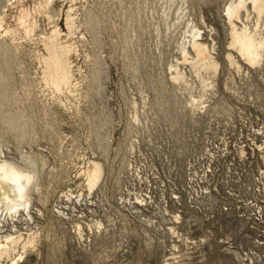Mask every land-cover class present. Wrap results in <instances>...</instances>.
Masks as SVG:
<instances>
[{
	"label": "rangeland",
	"instance_id": "374dc122",
	"mask_svg": "<svg viewBox=\"0 0 264 264\" xmlns=\"http://www.w3.org/2000/svg\"><path fill=\"white\" fill-rule=\"evenodd\" d=\"M233 1L74 0L79 27L62 39L77 84L61 93L28 91L41 34L67 31L59 7L21 54L0 34V151L29 156L40 183L32 219L0 217V235L36 239L19 264H264V48L250 63L230 45ZM258 24L264 37V12ZM193 29L216 70L195 64Z\"/></svg>",
	"mask_w": 264,
	"mask_h": 264
},
{
	"label": "bare ground",
	"instance_id": "6f19581e",
	"mask_svg": "<svg viewBox=\"0 0 264 264\" xmlns=\"http://www.w3.org/2000/svg\"><path fill=\"white\" fill-rule=\"evenodd\" d=\"M70 1L71 4L64 11L63 4L60 3V5L54 0H8L4 9L0 11V34L1 36L8 35L11 37L12 46L17 54H21L24 48L22 42L19 41L20 38H31L32 33L36 30L38 26L37 15L39 13H43L48 20H51L54 16L50 9L51 4L56 5L64 12V24L67 30L65 33L62 31V26L60 27L58 22H54L48 28L45 36L43 33L41 34L43 36L40 39L43 46L42 50L37 48L34 52V57L41 68V76L30 79L29 93L33 92L35 84L49 87L56 93H61L66 89L73 91L77 84L74 82V69L70 57L73 50L70 47L71 45L66 44V40L62 39L63 35H68L69 38L74 30L79 27L78 18L72 13L75 8H73L72 3L74 0ZM251 10L258 16L255 29H250L246 24L238 26L237 21L242 19L243 12L246 16H249ZM225 11L230 27V45L236 48L240 55L250 63L259 62L264 48V37L257 29L259 19L264 12V0H235L229 3ZM195 30L201 32L199 28ZM199 32H195L193 29L191 41L189 42L190 47L195 52V64L208 70H216L218 62L212 56L209 46L201 41ZM181 51L183 59L186 60L189 55L186 45H182ZM228 58L231 64L236 62L231 53L228 54ZM176 69L178 77L180 72L178 68ZM39 119L37 120L39 121ZM20 121L24 125L27 122L26 117L21 115ZM23 158L26 162H32V164H26L22 160H14V158H7L0 151V217L5 215V218L11 220H17L19 217L33 218L31 212L33 193L38 192L40 187L38 171L35 169L34 161L29 156L25 155ZM87 164H89L86 171L87 183L89 188H92L101 177L102 166L94 160ZM27 236V238L24 237L23 233L19 231L0 235V264H4L2 261L4 258L10 260L5 264H19V259L24 256L26 250L35 244L36 239L33 234L29 233Z\"/></svg>",
	"mask_w": 264,
	"mask_h": 264
}]
</instances>
